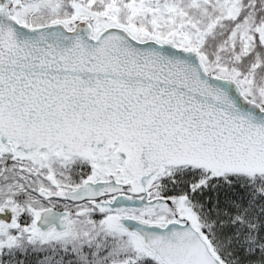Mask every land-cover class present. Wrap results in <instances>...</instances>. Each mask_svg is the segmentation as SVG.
<instances>
[{
  "label": "snow or ice",
  "instance_id": "6c2138e0",
  "mask_svg": "<svg viewBox=\"0 0 264 264\" xmlns=\"http://www.w3.org/2000/svg\"><path fill=\"white\" fill-rule=\"evenodd\" d=\"M0 264H264V0H0Z\"/></svg>",
  "mask_w": 264,
  "mask_h": 264
}]
</instances>
